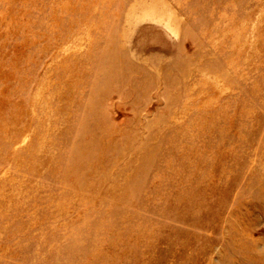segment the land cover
<instances>
[{
  "label": "rangeland",
  "instance_id": "374dc122",
  "mask_svg": "<svg viewBox=\"0 0 264 264\" xmlns=\"http://www.w3.org/2000/svg\"><path fill=\"white\" fill-rule=\"evenodd\" d=\"M0 264H264V0H0Z\"/></svg>",
  "mask_w": 264,
  "mask_h": 264
}]
</instances>
